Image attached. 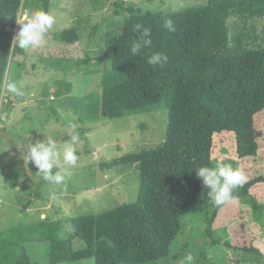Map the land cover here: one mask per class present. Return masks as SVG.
Instances as JSON below:
<instances>
[{"label": "trees", "instance_id": "1", "mask_svg": "<svg viewBox=\"0 0 264 264\" xmlns=\"http://www.w3.org/2000/svg\"><path fill=\"white\" fill-rule=\"evenodd\" d=\"M51 1L0 0V99L13 59L25 53L12 44L20 11L49 13ZM106 1L114 3L123 25L97 58L109 65L101 79V116L115 120L164 104L165 140L101 163L102 169L136 167L140 184L135 201L96 214L0 231V264L90 258L95 264H142L167 258L185 209L204 207L206 233L212 236V225L226 205H213L207 196L210 189L196 174L201 166L213 167L214 135L233 134L239 158L257 154L260 135L254 118L264 109V0H206L204 5L149 13L125 0ZM167 19L174 32L164 28ZM135 24L151 29L152 45L133 56L131 44L139 36ZM77 31L67 29L54 37L75 42ZM156 52L168 56L163 66L147 63ZM258 182L264 177L234 191L235 198L255 201L249 191ZM254 210L264 211V204L254 203ZM75 239L85 247L76 250ZM43 242L48 243L45 259L31 261L26 245Z\"/></svg>", "mask_w": 264, "mask_h": 264}, {"label": "rangeland", "instance_id": "2", "mask_svg": "<svg viewBox=\"0 0 264 264\" xmlns=\"http://www.w3.org/2000/svg\"><path fill=\"white\" fill-rule=\"evenodd\" d=\"M142 13L169 12L204 5L206 0H125ZM112 1L52 0L49 13L56 18L39 48L17 55L8 79L23 85V97L8 93L3 85L0 99V231L41 221H57L96 214L136 200L139 172L136 167L102 169L101 163L127 153L156 147L166 137L168 110L164 104L143 113L110 120L101 116L104 71L98 62L106 47L121 33L123 17ZM28 14L20 11L19 20ZM20 25L17 24L15 35ZM75 28L79 39L66 43L54 34ZM75 125L72 128L71 125ZM258 137L255 156L239 158L231 133L214 135V162L230 164L247 176V182L264 177V109L254 118ZM71 134L79 137L77 165L61 184L43 181L27 163L30 143L51 136L62 145ZM246 184V183H245ZM238 188L236 190H241ZM235 190V191H236ZM255 200L235 198L220 210L206 230L207 212L202 206L181 214L182 228L167 258L142 264H264V182L250 188ZM76 250L85 247L74 240ZM31 261L45 259L48 243L26 245ZM254 249L256 252H254ZM193 256L187 261V255ZM62 264H95V259Z\"/></svg>", "mask_w": 264, "mask_h": 264}, {"label": "clouds", "instance_id": "3", "mask_svg": "<svg viewBox=\"0 0 264 264\" xmlns=\"http://www.w3.org/2000/svg\"><path fill=\"white\" fill-rule=\"evenodd\" d=\"M20 25L12 44L20 49L39 48L45 40L47 33L56 23V18L43 10L30 12L25 19L17 21ZM164 28L174 32L175 27L171 19L164 21ZM133 28L139 33L130 48L133 56L142 55V50L152 45L151 29L135 24ZM168 56L163 52H156L147 57V63L153 67L163 66ZM4 88L8 93L18 97L25 95L23 85L18 86L16 82L10 81ZM72 128L76 126L71 125ZM70 140L58 144L51 136L43 140L30 143L27 152V163L31 162L37 169V173L44 181L50 184H61L71 176L70 169L78 162L77 147L80 143L79 134H71ZM53 169H56L53 172ZM198 178L204 187L210 189L207 193L213 205L219 207L226 203L234 202V191L247 183V176L239 168H233L230 164L217 163L215 167L201 166L196 169ZM187 261H192L193 256L187 255Z\"/></svg>", "mask_w": 264, "mask_h": 264}, {"label": "flooded vegetation", "instance_id": "4", "mask_svg": "<svg viewBox=\"0 0 264 264\" xmlns=\"http://www.w3.org/2000/svg\"><path fill=\"white\" fill-rule=\"evenodd\" d=\"M4 135V132L1 133V130H0V138Z\"/></svg>", "mask_w": 264, "mask_h": 264}]
</instances>
